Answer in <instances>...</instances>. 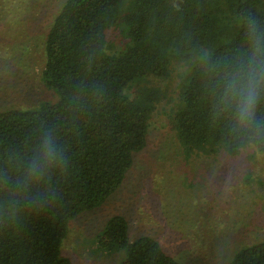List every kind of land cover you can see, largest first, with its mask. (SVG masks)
Segmentation results:
<instances>
[{
	"label": "trees",
	"instance_id": "16d2710c",
	"mask_svg": "<svg viewBox=\"0 0 264 264\" xmlns=\"http://www.w3.org/2000/svg\"><path fill=\"white\" fill-rule=\"evenodd\" d=\"M117 23L128 42L111 53L106 32ZM255 38L264 48V0H65L44 42L42 79L57 100L0 112V264H74L62 255L69 222L115 193L147 144L153 106L128 90L168 77L171 61L189 68L173 118L186 152L264 153V98L251 133L224 102ZM98 243L121 251L119 264H183L148 235L131 239L122 215L108 219ZM228 264H264V241Z\"/></svg>",
	"mask_w": 264,
	"mask_h": 264
},
{
	"label": "rangeland",
	"instance_id": "374dc122",
	"mask_svg": "<svg viewBox=\"0 0 264 264\" xmlns=\"http://www.w3.org/2000/svg\"><path fill=\"white\" fill-rule=\"evenodd\" d=\"M64 2L0 0V112L57 100L42 70L45 37ZM106 38L111 53L128 42L118 23ZM188 69L171 61L168 77L143 78L128 90L153 106L147 144L119 189L69 222L62 255L74 264L120 263L121 251L98 243L113 215L127 219L131 239L148 235L183 264H228L242 247L264 241V153L251 146L236 156L220 146L186 152L180 143L173 118Z\"/></svg>",
	"mask_w": 264,
	"mask_h": 264
},
{
	"label": "clouds",
	"instance_id": "9594fccd",
	"mask_svg": "<svg viewBox=\"0 0 264 264\" xmlns=\"http://www.w3.org/2000/svg\"><path fill=\"white\" fill-rule=\"evenodd\" d=\"M249 32L255 34V22H250ZM259 45L260 40L255 38L248 65L239 69L225 88L224 102L229 105L234 104L238 126L249 133L254 131L257 106L264 98L262 97V93H264V60L260 59L261 56H264V48ZM44 147L48 154H51L50 138L45 139Z\"/></svg>",
	"mask_w": 264,
	"mask_h": 264
}]
</instances>
